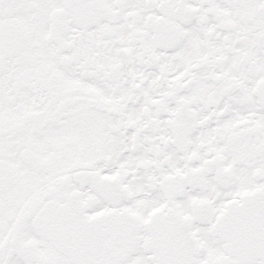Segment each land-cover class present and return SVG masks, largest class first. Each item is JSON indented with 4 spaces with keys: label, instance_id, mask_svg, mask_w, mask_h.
I'll return each instance as SVG.
<instances>
[{
    "label": "snow or ice",
    "instance_id": "snow-or-ice-1",
    "mask_svg": "<svg viewBox=\"0 0 264 264\" xmlns=\"http://www.w3.org/2000/svg\"><path fill=\"white\" fill-rule=\"evenodd\" d=\"M0 264H264V0H0Z\"/></svg>",
    "mask_w": 264,
    "mask_h": 264
}]
</instances>
